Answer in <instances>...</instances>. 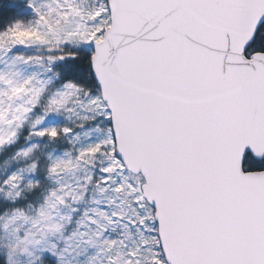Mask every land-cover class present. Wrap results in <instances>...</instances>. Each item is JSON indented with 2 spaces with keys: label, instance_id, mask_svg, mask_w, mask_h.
I'll list each match as a JSON object with an SVG mask.
<instances>
[{
  "label": "snow or ice",
  "instance_id": "obj_1",
  "mask_svg": "<svg viewBox=\"0 0 264 264\" xmlns=\"http://www.w3.org/2000/svg\"><path fill=\"white\" fill-rule=\"evenodd\" d=\"M0 264H264V0H0Z\"/></svg>",
  "mask_w": 264,
  "mask_h": 264
}]
</instances>
